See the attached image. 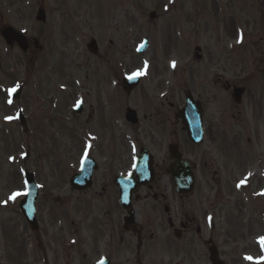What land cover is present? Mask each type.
<instances>
[{
    "label": "rangeland",
    "instance_id": "obj_1",
    "mask_svg": "<svg viewBox=\"0 0 264 264\" xmlns=\"http://www.w3.org/2000/svg\"><path fill=\"white\" fill-rule=\"evenodd\" d=\"M40 4L45 24L34 22ZM151 11L154 20L148 19ZM0 18V29L12 26L42 46L23 54L0 37V231L10 216L30 232L18 207L13 210L18 199H10L24 191L25 171L39 187L36 218L42 226H109L120 209L113 177L132 170L141 147L154 162L152 192L172 202L167 146L173 143L184 158L195 157V185L185 208L213 209L216 199L233 228L242 216L254 218L253 199L264 181V0H0ZM127 32L129 57L123 51ZM90 37L100 45L96 56L84 46ZM143 39L148 47L138 54ZM134 73L141 81L126 93L120 80ZM223 84L245 87L240 104ZM14 85L22 89L15 100ZM184 92L202 109L204 140L198 147L174 119ZM78 101L83 113L74 117ZM127 107L136 111L137 124L124 119ZM17 111L27 132L16 122ZM84 156L97 169L92 185L75 191L68 179ZM227 170L231 182L225 181ZM258 214L264 218V210ZM246 223L233 233L247 239Z\"/></svg>",
    "mask_w": 264,
    "mask_h": 264
},
{
    "label": "flooded vegetation",
    "instance_id": "obj_2",
    "mask_svg": "<svg viewBox=\"0 0 264 264\" xmlns=\"http://www.w3.org/2000/svg\"><path fill=\"white\" fill-rule=\"evenodd\" d=\"M38 7L43 9L41 4ZM43 12L45 22L34 20L35 23H46L44 9ZM58 12L61 19L62 11ZM2 19L0 18V21ZM6 26L9 25L2 28ZM53 31L54 28H51L52 33ZM22 33L26 37L25 51H21L15 43L11 44L10 48L18 49L23 54H28L33 51L32 49L42 48L36 38L28 39L27 35ZM91 39L96 43L94 51L88 47ZM84 46L92 56H96L100 51L99 43L92 37ZM129 47L130 32H127L125 49H123L127 57L131 56L133 51ZM114 64L116 67L121 65L118 61ZM222 87L225 89L224 84ZM28 130H30L29 127L24 129L25 132ZM194 158L192 157L191 161L196 167ZM227 172L226 182L232 178L229 170ZM153 173L152 185L140 187L132 195L133 221L127 226L130 230L124 229L125 211L121 208L114 210L111 214L109 226L104 224L97 229L87 230L82 227L70 228L68 225H56V229H52L51 225L44 227L37 220V230L27 233L25 228L22 230L19 225H16L15 219L8 216L0 231V264H95L101 259L106 260L107 264H210L209 250H212L220 264H264V254L262 255L264 243L261 242V238L264 237L262 234L264 218L260 214L256 215L257 212L261 213L264 210L262 205L264 202H261L264 200V181L259 182L264 178L258 181L257 192L253 199L254 218L242 216V222H238L233 228L227 220L228 211L219 209L220 202L215 203L216 199H213L212 207H215L213 209L196 208L193 205L185 208L184 200L189 196L176 194L172 202H167V196L152 192L156 177L154 166ZM123 175H128L134 180L131 170ZM114 186L117 198L118 189L115 184ZM155 188H158L157 185ZM226 196L230 198L229 194ZM15 199L18 200L13 203V210L18 207L20 200ZM219 200L222 201V199ZM235 211H239L236 203ZM233 215L235 216V212ZM245 223L248 230L247 239L241 232L234 234L231 229L242 230ZM252 231L257 232L251 235ZM28 243L30 248L27 247ZM23 251L25 256L22 263Z\"/></svg>",
    "mask_w": 264,
    "mask_h": 264
},
{
    "label": "water",
    "instance_id": "obj_3",
    "mask_svg": "<svg viewBox=\"0 0 264 264\" xmlns=\"http://www.w3.org/2000/svg\"><path fill=\"white\" fill-rule=\"evenodd\" d=\"M150 18L154 17V13L149 14ZM36 20L44 22V12L42 8H39L36 15ZM1 36L5 42L9 45L12 42H16L21 50H25V38L12 30L11 28H5L1 30ZM91 51L95 50V43L91 41L88 45ZM146 48V42L144 41L138 48V52L144 51ZM139 79L137 76L126 77L122 85L126 88V91L131 90L138 83ZM243 89H234L233 97L236 101L240 100ZM20 89L15 88L13 91V97L17 98L19 96ZM80 107L73 111V115H77L80 112ZM178 117L181 119L188 139L195 145H200L202 142V126H201V110L198 103L194 102L191 96L187 93L185 94V106L179 112ZM19 118L22 121L21 114ZM125 119L130 123H135L137 121L136 113L133 109L127 108L125 111ZM168 154L171 163L168 168V172L174 184V189L178 194L188 195L193 190V174L191 172L192 165L187 160L181 159V154L179 153L176 145L168 146ZM152 157L147 149L141 148L139 151V156L135 159L134 163V175L136 177L135 182L127 181V179H122L121 177L115 178V182L119 187V204L125 210L129 209L130 196L133 191L136 190L140 185H149L152 182ZM95 168L91 159L86 160L80 168V172L74 175L70 179V184L76 189H84L90 186L91 181V171ZM27 192L24 199L20 202L21 213L24 216L26 222L30 226L31 230L36 229L35 221V209L34 203L37 195V186L33 181V175L29 172L24 173ZM127 182H130L127 183ZM132 218V211L130 210L125 217V221L129 222ZM129 220V221H127ZM102 264V263H99ZM210 264H217L215 255L210 251Z\"/></svg>",
    "mask_w": 264,
    "mask_h": 264
},
{
    "label": "snow or ice",
    "instance_id": "obj_4",
    "mask_svg": "<svg viewBox=\"0 0 264 264\" xmlns=\"http://www.w3.org/2000/svg\"><path fill=\"white\" fill-rule=\"evenodd\" d=\"M12 91H15V89H13ZM10 102H11V101H9V103H10ZM6 119H9V120H10V119H12V117H6ZM17 195H20V193H14L13 196L10 197V199H14L15 196H17ZM261 242L264 243V237L261 238ZM249 259H251V258H249Z\"/></svg>",
    "mask_w": 264,
    "mask_h": 264
},
{
    "label": "bare ground",
    "instance_id": "obj_5",
    "mask_svg": "<svg viewBox=\"0 0 264 264\" xmlns=\"http://www.w3.org/2000/svg\"><path fill=\"white\" fill-rule=\"evenodd\" d=\"M211 10H215V5L213 4V6L211 7Z\"/></svg>",
    "mask_w": 264,
    "mask_h": 264
}]
</instances>
